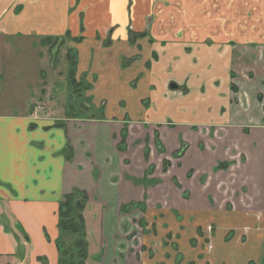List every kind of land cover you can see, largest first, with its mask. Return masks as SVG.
Listing matches in <instances>:
<instances>
[{
	"label": "crops",
	"instance_id": "1",
	"mask_svg": "<svg viewBox=\"0 0 264 264\" xmlns=\"http://www.w3.org/2000/svg\"><path fill=\"white\" fill-rule=\"evenodd\" d=\"M50 40L135 118L42 117ZM0 81V264H59L75 192L98 264H264V0H0Z\"/></svg>",
	"mask_w": 264,
	"mask_h": 264
},
{
	"label": "rangeland",
	"instance_id": "2",
	"mask_svg": "<svg viewBox=\"0 0 264 264\" xmlns=\"http://www.w3.org/2000/svg\"><path fill=\"white\" fill-rule=\"evenodd\" d=\"M54 43L56 44L57 42L50 40L45 43L46 45L42 46L40 87L43 90L40 93L39 99L36 100L34 104L35 107H40L39 111H41L40 114L42 117L53 118L56 119V121H60L77 117L91 118L92 114L104 116L106 113L105 104H107V109L112 116L124 117L127 113L129 119L135 118V116L130 115L129 111L125 110L124 107L117 108L116 104L118 101L115 98L110 97L109 99L101 101L99 106L96 105L98 102L94 99V94H92L93 84L95 85L92 76L96 67L98 52L81 53V51H77L75 48L74 51H71L67 48L65 43L57 44L58 49L55 52L54 48H50L54 46ZM121 49L124 48L120 44V46H118V52L121 54L129 52ZM5 54L8 59L7 53ZM101 54V56L109 55L110 52H102ZM111 54L114 57L118 53L111 52ZM6 58L5 61L8 62ZM81 66L85 68L88 78H80L78 83L74 75L77 70L81 72ZM2 86L3 85H0V97L4 98L6 96V87L4 88L5 92H2ZM8 98L11 100L12 95L11 97L8 96L7 99ZM5 208H7L6 204L5 206L3 205V208H0L1 214H6L5 212L3 213ZM90 230L92 229L89 228L85 222L83 231L86 232V235H84V243L82 244L80 240L81 233L75 234L69 232V234L66 233L62 237L61 253H65L64 256L67 260L69 257L73 258V264H78L80 260L78 252L81 248L80 246H85V243L88 248V257L84 260L85 264H98L99 260L96 256L100 253V245L94 243V239L89 236L88 232Z\"/></svg>",
	"mask_w": 264,
	"mask_h": 264
},
{
	"label": "trees",
	"instance_id": "3",
	"mask_svg": "<svg viewBox=\"0 0 264 264\" xmlns=\"http://www.w3.org/2000/svg\"><path fill=\"white\" fill-rule=\"evenodd\" d=\"M81 197H79V196ZM75 202V203H73ZM87 203V197L84 193L75 192L73 194H70L66 197L65 202H63L61 209H60V219H59V228L61 230V237L57 240V246L60 252V258H59V264H73V258L69 257L68 260L64 256L65 253H61V245H62V237L69 232H73L75 234L81 233V244L84 243V235H86V232H84V225H85V219H84V208ZM87 244L85 243V246H80V250L78 252V256L80 257V260L78 264H85L84 260L86 257H88V248L86 247ZM65 257V258H64ZM68 261V262H67ZM72 261V262H71Z\"/></svg>",
	"mask_w": 264,
	"mask_h": 264
}]
</instances>
